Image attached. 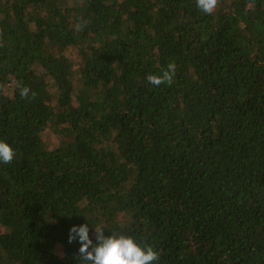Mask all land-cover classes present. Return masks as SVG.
<instances>
[{
    "label": "trees",
    "instance_id": "obj_1",
    "mask_svg": "<svg viewBox=\"0 0 264 264\" xmlns=\"http://www.w3.org/2000/svg\"><path fill=\"white\" fill-rule=\"evenodd\" d=\"M0 140V264H77L84 223L264 264V0H0Z\"/></svg>",
    "mask_w": 264,
    "mask_h": 264
},
{
    "label": "clouds",
    "instance_id": "obj_2",
    "mask_svg": "<svg viewBox=\"0 0 264 264\" xmlns=\"http://www.w3.org/2000/svg\"><path fill=\"white\" fill-rule=\"evenodd\" d=\"M219 0H196L197 8L211 15L217 8ZM176 72L175 62L167 65L159 74L149 73L146 80L149 84L159 87L162 84L171 85ZM30 89L20 88V96L27 99ZM35 96V93H32ZM13 146L5 140H0V163H11L15 158ZM94 225V224H93ZM95 243L90 236L88 223L73 225L69 230V243L77 241L80 244L77 264H154L159 261L160 254L152 246H144L132 236L112 233L105 236L104 228L94 225Z\"/></svg>",
    "mask_w": 264,
    "mask_h": 264
},
{
    "label": "rangeland",
    "instance_id": "obj_3",
    "mask_svg": "<svg viewBox=\"0 0 264 264\" xmlns=\"http://www.w3.org/2000/svg\"><path fill=\"white\" fill-rule=\"evenodd\" d=\"M49 139H50L51 141H54V140H55V136H53L52 134H50Z\"/></svg>",
    "mask_w": 264,
    "mask_h": 264
}]
</instances>
